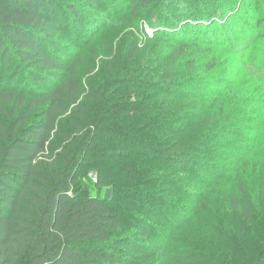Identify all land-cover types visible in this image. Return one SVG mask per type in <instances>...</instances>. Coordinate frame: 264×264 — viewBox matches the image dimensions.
Wrapping results in <instances>:
<instances>
[{
  "label": "trees",
  "instance_id": "1",
  "mask_svg": "<svg viewBox=\"0 0 264 264\" xmlns=\"http://www.w3.org/2000/svg\"><path fill=\"white\" fill-rule=\"evenodd\" d=\"M119 1L0 0V264H225L231 257L186 249L181 238L223 183L225 172L203 182L202 172L227 165L225 145L214 141L232 135L228 125L253 100L232 101L233 84L203 95L183 88L218 66L213 49L199 48L209 41L187 42L186 34L199 25L211 32L218 19L210 9L220 1L123 0L142 16L133 28L106 17L121 12ZM168 15L177 22L164 28ZM140 19L165 35L142 42ZM258 56L264 63V52ZM236 186L231 250H246L237 264H264L251 197L242 182ZM174 217L180 225L172 235L152 231ZM258 231L264 238V226Z\"/></svg>",
  "mask_w": 264,
  "mask_h": 264
},
{
  "label": "rangeland",
  "instance_id": "2",
  "mask_svg": "<svg viewBox=\"0 0 264 264\" xmlns=\"http://www.w3.org/2000/svg\"><path fill=\"white\" fill-rule=\"evenodd\" d=\"M218 1L220 2L210 9L215 12L213 17L218 19L211 27V32H207L199 25L198 27L195 26L196 33L190 32L188 34L190 30H187L188 36L186 34L187 42L202 38L209 41V43L200 44L199 48L202 51L209 48L213 49L212 55H215L218 66L211 74L201 73V76H197L196 80L185 83L183 88L190 89L193 87L195 94L203 95L220 85L229 86L233 84V86L231 85V92L229 91L232 101L238 98H242L244 101L247 97L248 99L253 98V100H251L252 104L248 112L239 115L237 119L232 121L231 125H228L226 131L232 135L229 134L230 136H224V138L214 141L213 145H225L221 151V157L227 161V165L220 161L221 163L217 165V168H209L213 174L208 177L206 173L202 172V176L206 177L203 182L210 184L218 175L225 172L223 183L214 189L207 213L200 214L184 229L182 228L181 238L185 241L182 246H185L186 249L195 244L197 247L191 250L201 251L203 249L208 252H217L222 249L227 255L226 257H229L226 251L231 252V257L226 259L225 264H237L239 259L246 256V250L241 248L240 251L231 250L235 247L231 235H234L236 226L232 212L229 213L228 203L229 198L237 194L236 184L238 182H242L243 187L251 197L256 222L252 231L255 228L258 231V228L264 226V125H259L264 121L263 112L259 111L261 108L264 109V63L259 60L258 56L261 55L262 51L264 52V38L258 36L260 32H264V0ZM121 3H123L121 6L123 8L120 9L119 14H106V17H123L118 20L119 27L126 25L131 28L135 27V17L142 16L133 13L123 0L116 5L119 6ZM80 4H84V2ZM89 10L88 7L84 9L85 12ZM206 15H200L202 20H205ZM168 17L170 22L164 28L169 27L170 24L175 25L174 22H177L173 19V15H168ZM220 21L221 24H219ZM216 26H219L218 32L214 30ZM154 29L156 28L150 21L140 19L138 33H143V35L139 34V39L145 42L154 33H156V37L166 33L165 31L163 33L155 32ZM258 65H262V68L260 67L263 70L262 74L256 70ZM24 76L27 77L25 74ZM12 85L17 86V84ZM255 108H259L256 114L250 112ZM232 145H238V152L229 150L231 148L229 146ZM245 149L249 151L244 153ZM212 158L214 160V156H209V159L212 160ZM231 164L232 168L228 169ZM226 169H228V173H226ZM100 195L105 196V191H101ZM163 222L158 227L162 226L166 231L163 229L152 231L159 235H165L166 232L172 235V228L180 225L177 217L167 218ZM211 229L212 231H210ZM257 231L256 234L252 232L255 238L261 236L260 239L264 240L263 235ZM220 240H223L221 244ZM237 246L236 249H239V245Z\"/></svg>",
  "mask_w": 264,
  "mask_h": 264
},
{
  "label": "water",
  "instance_id": "3",
  "mask_svg": "<svg viewBox=\"0 0 264 264\" xmlns=\"http://www.w3.org/2000/svg\"><path fill=\"white\" fill-rule=\"evenodd\" d=\"M108 192H109L108 190H106V191H105V196H104V197H105V199H106V198H107V196H108Z\"/></svg>",
  "mask_w": 264,
  "mask_h": 264
}]
</instances>
